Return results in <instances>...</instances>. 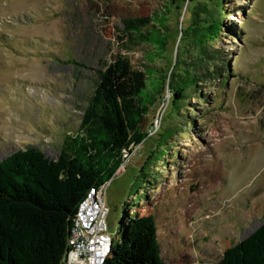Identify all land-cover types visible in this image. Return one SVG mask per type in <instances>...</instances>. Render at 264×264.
<instances>
[{
    "label": "rangeland",
    "instance_id": "obj_1",
    "mask_svg": "<svg viewBox=\"0 0 264 264\" xmlns=\"http://www.w3.org/2000/svg\"><path fill=\"white\" fill-rule=\"evenodd\" d=\"M222 2L223 27L204 37L189 33L191 0H0V161L27 147L82 155L99 74L125 57L144 75L146 136L105 193L113 244L125 207L155 217L164 264L216 262L264 222V0ZM129 18L149 24L125 34ZM212 55L222 77L173 103L178 69L203 73Z\"/></svg>",
    "mask_w": 264,
    "mask_h": 264
},
{
    "label": "trees",
    "instance_id": "obj_2",
    "mask_svg": "<svg viewBox=\"0 0 264 264\" xmlns=\"http://www.w3.org/2000/svg\"><path fill=\"white\" fill-rule=\"evenodd\" d=\"M202 3H208V8L205 17L199 18V1L191 0L188 30L205 37L216 21L223 27L226 10L222 0ZM148 24L149 19L129 18L123 20L122 29L125 34L139 33ZM206 58L212 65L207 62L203 73L178 69L171 92L173 103L185 106L187 88H196L197 79L222 77L226 61L214 55ZM144 81L141 71L117 56L99 74L83 122L91 144L77 148L82 155L74 150L52 160L41 150L27 147L0 161V264H59L79 202L90 188L109 181L122 154L132 151L146 136L137 108ZM116 237L105 264H164L152 214L130 215L123 207ZM212 264H264V222L226 248Z\"/></svg>",
    "mask_w": 264,
    "mask_h": 264
},
{
    "label": "built area",
    "instance_id": "obj_3",
    "mask_svg": "<svg viewBox=\"0 0 264 264\" xmlns=\"http://www.w3.org/2000/svg\"><path fill=\"white\" fill-rule=\"evenodd\" d=\"M126 153V152H125ZM109 181L90 188L77 205L59 264H105L113 246L105 193Z\"/></svg>",
    "mask_w": 264,
    "mask_h": 264
}]
</instances>
